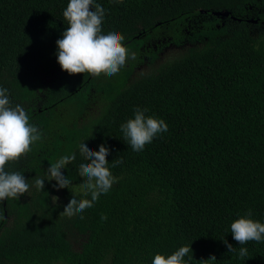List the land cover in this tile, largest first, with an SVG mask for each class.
<instances>
[{"label":"trees","instance_id":"obj_1","mask_svg":"<svg viewBox=\"0 0 264 264\" xmlns=\"http://www.w3.org/2000/svg\"><path fill=\"white\" fill-rule=\"evenodd\" d=\"M68 2L0 0V88L41 134L5 165L29 189L0 202V264H152L183 246L186 264H264V240L240 245L231 233L249 210L264 224V0H93L105 10L102 34L120 33L136 55L99 77L57 62ZM172 45L184 52L153 68ZM142 65L154 70L133 78ZM137 108L168 126L141 152L121 131ZM82 143L109 149L115 182L69 217L72 197L91 199ZM73 153L61 170L69 187L58 189L47 169Z\"/></svg>","mask_w":264,"mask_h":264},{"label":"clouds","instance_id":"obj_2","mask_svg":"<svg viewBox=\"0 0 264 264\" xmlns=\"http://www.w3.org/2000/svg\"><path fill=\"white\" fill-rule=\"evenodd\" d=\"M93 0H69L63 11L64 20L68 27L57 40V62L61 69L69 75L88 73L99 77L116 75L127 60L136 59L135 53H129L124 46V37L115 31L102 34V23L105 10L100 5H95ZM7 89L0 88V202L12 198L19 199L28 192L29 184L24 175L19 172H6L5 165L18 161L22 156L31 151V145L41 139L38 129L29 123V116L21 106L10 107ZM147 109L137 108L134 118L121 125L124 138L129 142L133 151L141 152L145 146L152 142L158 134L167 132L168 126L163 119L146 116ZM80 154L87 163L79 166V175L86 178L81 184L85 195L91 199L72 197L64 207L63 215L73 216L82 213L85 209L93 207L101 194H106L115 182L106 157L109 149L101 144L99 151H93L85 143L79 145ZM75 154L61 157L47 169L49 181H55L58 189L68 188L70 181L62 174V169L75 160ZM118 157L112 162L113 167L122 163ZM38 190H43L45 180L35 178ZM251 210L247 215L235 220L231 224L233 239L240 245L249 241L261 242L264 240V224L251 219ZM106 220V216L101 217ZM229 252H235L231 244L224 241ZM192 253L191 246H183L173 254L167 256L156 254L152 264H186L184 257ZM245 247L239 248L240 258L247 256ZM192 258V257H191ZM209 260H215L212 256ZM202 264H207L209 261Z\"/></svg>","mask_w":264,"mask_h":264},{"label":"rangeland","instance_id":"obj_3","mask_svg":"<svg viewBox=\"0 0 264 264\" xmlns=\"http://www.w3.org/2000/svg\"><path fill=\"white\" fill-rule=\"evenodd\" d=\"M260 27H264V24H262ZM166 40H163V42H165ZM184 52L183 47H177L172 45L171 47H168L165 51H164V55L163 57L158 60L157 63L154 64L153 68H157L161 63L166 62V61H171L175 58H177L178 56H180L182 53ZM152 67H149L148 65H142L139 68H137L135 70V74L133 75V78L136 76H140L143 74H146L148 72H151ZM27 107H30V105H27ZM54 200L56 201V203H58L60 201V197H54Z\"/></svg>","mask_w":264,"mask_h":264},{"label":"water","instance_id":"obj_4","mask_svg":"<svg viewBox=\"0 0 264 264\" xmlns=\"http://www.w3.org/2000/svg\"><path fill=\"white\" fill-rule=\"evenodd\" d=\"M215 14L218 15V16H225L224 13H215Z\"/></svg>","mask_w":264,"mask_h":264}]
</instances>
